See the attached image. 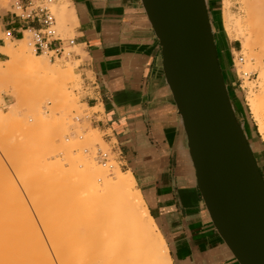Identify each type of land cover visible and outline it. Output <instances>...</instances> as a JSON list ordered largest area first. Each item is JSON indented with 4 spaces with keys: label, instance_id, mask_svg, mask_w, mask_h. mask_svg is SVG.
<instances>
[{
    "label": "crops",
    "instance_id": "1",
    "mask_svg": "<svg viewBox=\"0 0 264 264\" xmlns=\"http://www.w3.org/2000/svg\"><path fill=\"white\" fill-rule=\"evenodd\" d=\"M67 2L78 18L75 44L89 56L81 74L86 82L92 73L99 85L88 104L104 105L98 127L120 141L124 163L136 178L173 264H240L215 228L198 189L182 117L165 78L162 48L142 1ZM207 2L210 12L219 14L222 0ZM39 27L22 23L0 6V46H7L6 35L21 44L26 31ZM214 31L221 58L228 41Z\"/></svg>",
    "mask_w": 264,
    "mask_h": 264
},
{
    "label": "rangeland",
    "instance_id": "2",
    "mask_svg": "<svg viewBox=\"0 0 264 264\" xmlns=\"http://www.w3.org/2000/svg\"><path fill=\"white\" fill-rule=\"evenodd\" d=\"M224 1L222 0V9L219 14L217 11L210 12L213 30L221 32L223 39L228 41V47H226V51L220 61L238 120L242 125L244 123L246 128L248 127L247 132L252 136V144L256 151L255 156L264 168V136L260 133L258 125L250 113L246 99L250 91V84L258 85L259 70H256V60L258 57H263L264 61V0H228V10L235 19L237 18L236 20L242 22L245 38L229 37L225 31L223 19L225 12ZM61 3L62 1L60 0L52 7L56 18L54 29L63 39H74L75 27L73 25H69L66 29L60 27L58 6ZM0 6L7 9V11L11 10L8 0H0ZM261 20L263 22H260ZM261 28L262 30H259ZM250 31L251 34H249ZM0 33H2L1 28ZM250 35L253 36L254 40L252 41L255 42L250 43L255 46L253 55L256 60L252 61L253 66L249 70L251 78L241 83V78L239 79L237 75V69L245 66L248 55H251V52L245 51L243 47V42L245 45L249 41ZM26 36L31 41L34 54L63 70L72 68L75 75L73 78L61 80V77L50 75L49 72L42 69H36L34 71L36 75L31 76L20 73L22 66H17L16 70L13 69L15 71L9 72L11 59L4 51L6 45L0 46V160L7 172H13L16 170L15 168H19L22 171L21 177H23L20 178V181L22 184L24 183L23 187H20V193H24L19 195L13 193V196L11 195L12 193L9 194L10 196L6 197L5 206L7 214H10L9 217L12 219V225L14 226L11 228L13 230L18 228L17 231L22 235L32 230V223H37V234L43 236L46 230L42 228H48L49 234L46 233V235H51L50 238L57 240L64 235L62 231H67L63 228L68 229L69 227L68 223L63 222L64 220L66 222L69 220V224L74 228L73 230L78 227V230L76 229L75 231H79L81 224H84V220L80 217H73L72 219L70 216L73 213L70 210L68 214L71 215H67L68 209L63 207V204L66 203L63 194L64 190L74 185L73 188H78L77 190H79L80 184L77 185L78 182H73L75 184L72 185L73 183L71 182L76 179L77 174H80L79 171L81 172V168H78L80 162L78 156H76V154H80L81 148L88 147V149L85 148L87 149L86 153L81 152L85 158L87 157V160L95 159L101 165L103 164L111 169V172L119 168L126 173L130 169L124 163L123 157L125 155L122 153L120 141L112 135L111 131L105 132L98 127L99 122L104 119L106 113L104 105L100 103L89 105L88 100H84V81L80 68L82 63L89 58L88 54L82 50V47L68 48L63 56H56L55 53H49L47 56L40 51L35 53V34L26 31L22 38ZM245 39L248 40L246 41ZM1 40H3V37L0 34ZM14 46L17 48L18 42L14 41ZM70 53L73 54L70 56ZM239 54L244 55L245 62L243 64L235 60V56ZM92 77V73H89V78ZM246 81L252 83H247L249 86H245ZM258 90V87L255 86L254 91L258 92ZM2 111L6 115H3ZM27 114H32V117L25 118ZM18 115H21L19 120ZM50 130H57L59 134L54 135L55 137L46 136ZM50 138L54 139L53 142ZM87 138L93 139L92 142L94 141L89 144L90 146L85 145ZM48 139L52 143L48 144ZM70 147H74V149L70 150ZM104 154L106 155L104 157L106 160H103ZM10 161L18 163L32 162L31 166L29 165L28 169H25V166L23 168L22 166L11 167ZM25 184L29 185L25 186ZM25 188L30 189H27V191H30L28 192L29 194ZM53 190L55 194L52 193ZM22 195L23 198H20ZM36 201L39 203H35ZM21 205L24 208L19 209ZM52 206L56 207L52 210H59V213L55 211L56 214H52L54 217L51 213L45 214V211L51 212L48 209H51ZM31 213L34 218L30 216ZM36 215L40 217L38 218L37 216L36 218ZM48 215L52 216V224L57 222L54 226L49 223V219H47V222L44 220ZM30 217L34 220L28 223ZM60 217H62V220H60ZM74 218L76 219L74 220ZM38 219L42 220V222H36ZM52 219L56 220L53 222ZM78 222L82 223L78 224ZM39 228L41 230H38ZM27 234L22 236L25 239H31L35 235L32 232ZM85 249L86 245L79 247V250Z\"/></svg>",
    "mask_w": 264,
    "mask_h": 264
},
{
    "label": "bare ground",
    "instance_id": "3",
    "mask_svg": "<svg viewBox=\"0 0 264 264\" xmlns=\"http://www.w3.org/2000/svg\"><path fill=\"white\" fill-rule=\"evenodd\" d=\"M61 1L62 3L58 6L60 27L66 29L69 25H73L76 28L78 18L74 7L67 2V0ZM55 4L57 3L55 2ZM224 5V27L228 36L233 38H236V36L239 38H245L242 22L236 20L237 18L235 19L228 10V0L224 1ZM262 20L260 22H263ZM259 30H262V28ZM249 34H251V31ZM248 39L249 41H247ZM248 39H245L247 41L245 45L243 42V47L245 48L243 49L245 51H250L251 55H248L246 65L239 67L238 72L240 75L243 73L249 75V70H251L253 66L252 61L254 59L256 60L253 55L255 46L250 43H255L252 41L254 40L253 36L250 35ZM36 40L37 37L35 35V53L38 52L36 51ZM5 42L7 43V46L4 48V51L11 59L9 72L15 71L17 66H22L20 73L31 76L36 75L34 72L36 69H42L49 72L50 75L61 77V80L73 78L75 75L72 68L63 70L58 66L51 65L48 60L34 54L31 41L27 36L21 44H18L17 48H15L14 42L10 40L8 35L5 36ZM65 46L66 49L71 48L67 44ZM72 47H77V45L75 44ZM42 53L48 56L49 53H54V51H43ZM72 54L73 53H70L69 55L71 56ZM255 65L257 67L256 70H259L258 85L250 84L252 82L246 81L245 86H249L247 83L250 84V91L246 99L250 113L258 125L260 133L264 136L263 57H258ZM95 83L96 81L94 77L86 82L84 81V100H89L90 97L97 93V90L94 88ZM255 86L258 87V92L254 91ZM2 113L3 115H6L4 111H2ZM20 116L21 115H18V120ZM30 117H32V114H27L25 116V118ZM57 133V130H50L46 136L55 137ZM50 139H48V144L52 143L54 140L51 139V142ZM92 140L93 139L91 138H87L85 140V145L90 146L89 144L94 142H92ZM85 148L88 149V147ZM85 148L80 149L81 151L79 155L76 154L80 162L78 168H81V172L79 171L80 174H77L76 179L71 182H78L77 185L80 184L79 190H77L78 188H73L75 186V183H73L72 185L74 186L67 188L63 193L66 201V203L63 204V207L68 209V212L66 211L67 215H71L68 214L70 210L74 214V216L72 214L70 217H72V219L73 217H80L84 220V224L78 222L81 226L79 225V231H75L76 229L78 230V227L73 230L74 228L69 224V220H67L68 222L64 220L63 222L66 224L68 223V229L70 230L68 231V229L63 228L64 230H67L68 233H66L67 231H62L64 232V235L57 240L50 238L51 235H46V233H48V228L44 229L41 227L43 230H46V233H44L43 236L37 234V223H32V230L29 229L30 231L27 232L35 234L32 237L29 236L31 239H25L22 235L27 233L23 232L24 234L21 235L19 231H17L18 228L14 230L11 228L14 225H12V219L9 217L10 214H7V208L5 206V200H7L6 197L11 193L12 196L14 194L19 195L24 193H20V187H23L22 185H24V183L22 184L20 181V178H23L21 177L22 171L15 167L22 166L23 168V166H25L24 168L28 169L29 165L31 166L32 161H29L30 163L10 161V166L14 167L16 170L13 172H7L5 166L0 160V264H173L167 242L158 228L156 221L150 214L142 192L137 188L135 176L130 171L124 173L119 168L111 172V169L103 164L101 165L95 159L87 160V157L85 158L83 155V153L87 152V149ZM69 149L73 150L74 147H70ZM81 152L83 153L81 154ZM104 155L103 160H106ZM26 185L28 186L29 184H25V186ZM25 189L27 191L28 188ZM28 192L30 191H27V193ZM53 192L54 190L52 193ZM20 198H23V195ZM35 203L39 202L36 201ZM21 208L24 207L21 205L19 206V209ZM54 208L56 207L52 206L51 209H48L51 212L45 211V214L51 213V215H55L56 212L59 213V210H52ZM30 216L34 218L32 213ZM37 216L38 215H36V218ZM52 216H49L48 218L46 217L44 220L47 222V219H49V223L54 226L57 222L52 224ZM31 217L29 218L30 220L28 223L34 220ZM39 217L40 216H38V218ZM56 219H52L53 222ZM75 219L76 218H74V220ZM60 220H62V217H60ZM39 221L42 222L40 219L36 222ZM50 227L49 229H51ZM81 227L82 229H80ZM41 228L38 230H41ZM55 238L57 237L55 236ZM84 244L86 245V249L79 250L81 245L85 246Z\"/></svg>",
    "mask_w": 264,
    "mask_h": 264
},
{
    "label": "water",
    "instance_id": "4",
    "mask_svg": "<svg viewBox=\"0 0 264 264\" xmlns=\"http://www.w3.org/2000/svg\"><path fill=\"white\" fill-rule=\"evenodd\" d=\"M141 1L211 220L240 264H264V178L231 100L208 2Z\"/></svg>",
    "mask_w": 264,
    "mask_h": 264
},
{
    "label": "built area",
    "instance_id": "5",
    "mask_svg": "<svg viewBox=\"0 0 264 264\" xmlns=\"http://www.w3.org/2000/svg\"><path fill=\"white\" fill-rule=\"evenodd\" d=\"M10 2L11 10H8L9 14L22 23L38 24L39 28L29 29L36 35V51H54L56 56H62L66 49V44L69 47L75 45V39H63L57 31L54 29L56 25V18L53 13L52 7L57 0H8ZM56 43V48L51 49L53 44ZM238 63L243 64L245 58L242 54L235 56ZM238 71V69H237ZM241 83L246 79H250L251 74L239 75ZM94 88L98 91L99 85L96 82ZM106 157V155H104Z\"/></svg>",
    "mask_w": 264,
    "mask_h": 264
},
{
    "label": "trees",
    "instance_id": "6",
    "mask_svg": "<svg viewBox=\"0 0 264 264\" xmlns=\"http://www.w3.org/2000/svg\"><path fill=\"white\" fill-rule=\"evenodd\" d=\"M262 172V171H261Z\"/></svg>",
    "mask_w": 264,
    "mask_h": 264
}]
</instances>
